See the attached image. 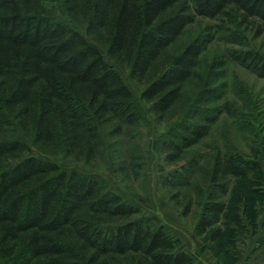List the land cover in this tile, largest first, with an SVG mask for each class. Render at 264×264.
Segmentation results:
<instances>
[{
  "label": "trees",
  "instance_id": "obj_1",
  "mask_svg": "<svg viewBox=\"0 0 264 264\" xmlns=\"http://www.w3.org/2000/svg\"><path fill=\"white\" fill-rule=\"evenodd\" d=\"M200 18L220 21L218 33L255 22L264 34V0H0V264L198 263L165 225H147L100 180L50 158L92 162L107 136L138 124L128 71L158 118L183 117L163 144L169 162L186 160L231 112L209 107L222 97L213 85L226 62L201 72L215 32L191 38ZM227 52L264 78L263 53ZM190 158L173 197H183L185 214L196 204L197 230L218 241L226 187L249 170L218 150L193 179L198 161Z\"/></svg>",
  "mask_w": 264,
  "mask_h": 264
},
{
  "label": "rangeland",
  "instance_id": "obj_2",
  "mask_svg": "<svg viewBox=\"0 0 264 264\" xmlns=\"http://www.w3.org/2000/svg\"><path fill=\"white\" fill-rule=\"evenodd\" d=\"M56 16L65 19L58 7ZM219 22L200 18L191 27L190 36L196 37L207 28L215 32L212 43L203 53L200 69L208 73L214 61L223 59L226 62L220 71L221 79L213 85L216 94L222 97L209 107L223 105L232 113L218 118L210 135L189 152L186 160L169 162L163 144L166 135L174 130L172 126L178 125L183 117L178 118L176 114L168 119L158 118L150 103L141 98L144 84L133 79L128 71L122 74L135 94L140 111L138 124L124 127L120 135L107 136L102 153L92 162L63 156L50 160L67 171H82L100 180L107 190L137 206L140 218L147 225H165L177 245L198 258L197 264H264V78L231 60L227 52L229 49L256 50L264 54V34H259L255 22L239 28L228 26L235 34L218 33ZM8 134L27 142L17 129H9ZM218 150L238 155L249 170V177L231 179L227 185L223 199L227 204L223 217L224 236L213 241L210 232H199L196 228L197 205L185 214L183 197L173 196L183 189L176 185L182 182L177 176L190 167V156L198 161L193 179L201 178L209 156ZM34 151L33 154L38 155Z\"/></svg>",
  "mask_w": 264,
  "mask_h": 264
}]
</instances>
